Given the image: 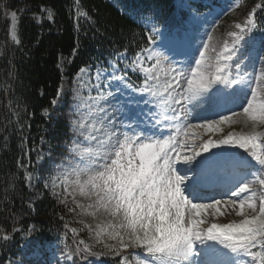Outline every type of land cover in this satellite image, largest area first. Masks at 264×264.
Instances as JSON below:
<instances>
[{
  "label": "snow or ice",
  "instance_id": "1",
  "mask_svg": "<svg viewBox=\"0 0 264 264\" xmlns=\"http://www.w3.org/2000/svg\"><path fill=\"white\" fill-rule=\"evenodd\" d=\"M47 16L51 19L52 13ZM192 21L193 27L201 23L195 14ZM217 26L214 20L193 46L187 32H162L151 22L147 39L155 48H145L146 56L138 53L125 65L142 75L139 86L118 68L126 53L113 62L110 73L95 74V112H89L94 119L88 137L97 145L85 149L88 163L71 183L92 201L87 209L95 211L89 215L103 211L112 218L95 230L97 241H116L104 247L117 256L128 248L141 249L131 254L137 264H264V132L257 131L264 127V45L257 48L252 36L260 30L255 11L236 23V31L228 33L230 40L219 45L213 44ZM159 37L163 40L157 43ZM87 72L82 68L78 79ZM197 109L203 110L196 115L202 123L190 122ZM241 123L251 131L203 139ZM84 127L82 120L74 122L80 135ZM61 183L67 185V177ZM209 188L229 198L208 195ZM231 212L240 219L224 224L209 220ZM77 249L84 259L100 255L83 240ZM34 252V264H44L41 249ZM128 259L119 264H128Z\"/></svg>",
  "mask_w": 264,
  "mask_h": 264
},
{
  "label": "trees",
  "instance_id": "2",
  "mask_svg": "<svg viewBox=\"0 0 264 264\" xmlns=\"http://www.w3.org/2000/svg\"><path fill=\"white\" fill-rule=\"evenodd\" d=\"M177 1L79 0L77 6L76 0H0V264H34L37 247L44 264H57L55 256L64 254L72 264L94 259L119 264L123 257L132 261L131 254L84 259L77 245L89 234L71 230L75 206L46 182L76 157L73 142L82 140L72 130L70 92L80 70L87 69V77L94 79L98 70L110 73L113 62L126 53L118 68L139 86L142 75L125 65L153 45L147 39L151 22L162 32L185 30L187 13ZM198 1L201 8L208 3L202 9L223 11L213 44L230 40L235 24L255 11L260 30L252 36L257 48L264 45V0ZM13 13L19 42L11 33ZM162 40L157 38V43ZM66 86L68 91L58 96ZM32 175L40 179L33 189L28 184ZM5 235L10 239L4 240Z\"/></svg>",
  "mask_w": 264,
  "mask_h": 264
},
{
  "label": "rangeland",
  "instance_id": "3",
  "mask_svg": "<svg viewBox=\"0 0 264 264\" xmlns=\"http://www.w3.org/2000/svg\"><path fill=\"white\" fill-rule=\"evenodd\" d=\"M198 0H178L177 4L180 7L181 11L186 12L188 14V17L186 19L185 30L182 31L180 34L183 35L185 32H187L189 39L193 38L195 41L191 42L193 46L199 45L204 34L205 30L213 27V21H219L223 15V11L221 8H213L211 10L202 9L207 2H204L202 5V8L198 4ZM196 3V4H195ZM197 15L200 24L193 27V21L192 16ZM12 37L15 36L17 40V15L13 16L12 14ZM245 21V20H244ZM243 23V22H240ZM179 32H173V34H176ZM162 42V41H161ZM160 43V42H159ZM151 48H155V45ZM158 51H164V49H158ZM143 55H147L145 52ZM177 59L183 60L184 57H177ZM147 66V62L146 65ZM259 67V65H257ZM95 78L91 79L87 77V74L84 75L82 78L76 79L73 88L71 89V93L73 94V113L76 112V106L79 105V114H75L74 119L72 120V129L73 131L82 138L80 142H76V144L79 145L78 148H75L74 145L71 148V152L76 156L67 166H65L61 171L56 173V175L52 178H50L46 185L50 187L56 194L61 195L64 200H67V198L72 201L73 206V212L74 216L70 218L69 220V226L71 230H76L75 233L78 231L84 232L86 231L89 234V238L85 241L86 244H88L91 247L92 252L98 253L101 257H117L113 252H109L105 247L104 243H107L109 245L116 244V241H112L108 239L107 237H103V242L100 243L97 241L95 237V230H98V226H104L106 227L110 222H112V218L104 213L103 211H99L96 213L95 216L89 215V212L95 211V209H87V205L92 203L91 200L82 197L79 195L77 189L75 186L71 183L75 179V172L83 169L85 165L88 163L89 159V153L85 151V149L90 148L92 146L97 145L96 140H92L88 137V132L90 130V126L93 122L94 117L92 115H89V112H95V104L92 100V97L96 96V91L92 87V85L95 83ZM217 87H225L223 85H219ZM231 90V89H229ZM66 91H68L67 86L63 89L62 93L64 94ZM202 109H197L192 113V116L189 118L190 122L192 123H202L204 121L196 119L197 112H202ZM77 120H82L85 124V127L83 129L84 135H80L78 132L74 129V122ZM197 132H200L203 134V130H194ZM251 131L250 126H245L243 123L236 124L231 127L224 126L222 133H214V134H206L203 135V139H213V140H219L222 138V136L227 135L229 132H236V133H248ZM259 132H264V127H260L257 129ZM169 134V130L165 129L163 131V135L167 137ZM92 135H97V133L93 132ZM197 143H200V141H197ZM225 149H213V151H223ZM228 151H241L237 149H227ZM96 148H93V152L95 153ZM188 154H190V150H188ZM81 155L84 156V159H81ZM206 155H211V153H207ZM94 158V157H93ZM99 163L100 161H96ZM178 168L184 167L183 165H177ZM191 175V173H190ZM57 177H60V179H57ZM67 177L69 183L67 185L61 183V180ZM40 179L37 177V175H32L31 179H28L29 186L33 189L34 185L39 181ZM55 181L56 186L53 188L52 182ZM73 195H75V200L73 199ZM221 198V197H216ZM224 199H228L229 197L227 195L223 196ZM207 202V201H206ZM77 204L84 205V208L77 207ZM240 217L236 216L235 212H231L230 214H226L224 216H220L218 218L209 216L210 222H217V223H228L231 221H238ZM90 228L92 231H90ZM137 248H128L127 250L121 251L120 255L129 256L132 253H139L136 252ZM132 256V255H131ZM132 264H137L136 257L132 256ZM55 260L59 262V264H71V257L68 254L64 255H58L55 256ZM92 264H106L100 260H91ZM89 264V262H88ZM128 264H131L128 262Z\"/></svg>",
  "mask_w": 264,
  "mask_h": 264
}]
</instances>
